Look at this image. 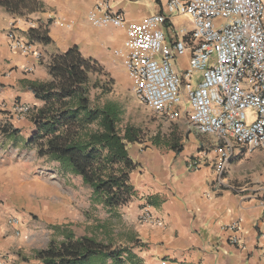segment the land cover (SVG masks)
I'll return each mask as SVG.
<instances>
[{
	"label": "crops",
	"instance_id": "crops-1",
	"mask_svg": "<svg viewBox=\"0 0 264 264\" xmlns=\"http://www.w3.org/2000/svg\"><path fill=\"white\" fill-rule=\"evenodd\" d=\"M39 1L41 5L38 9L21 16L0 7V106L14 102L39 105L28 86L29 82L48 80L47 64L51 57L73 46L78 48L82 57L95 61L110 76L119 75L124 67L116 51L125 47V30L114 26H94L87 19L88 13L99 7L122 13L129 23H140L150 13L163 12L166 2ZM11 24L16 37L41 52L39 57L10 47L8 32ZM170 25L190 27L187 19L178 15L168 18L166 27ZM30 28L44 32L49 41H32L28 33ZM189 55L178 58L180 66L176 67L177 70L187 64ZM0 115L5 116L2 112ZM179 118H182V114ZM6 121H0L10 131L7 134L0 132V177L4 182L22 168L24 171L30 168L26 163L19 166L15 159H10L14 156L20 160V146L34 149L36 155L35 148L24 144L33 131L31 121L16 117ZM13 129H17V132L11 133ZM191 129L188 128L189 146H180V151L166 147L168 149L162 152L145 149L131 154L133 145L142 143L128 146L129 155L137 164L130 174L136 191L134 201L132 199L129 205L131 216L137 218L145 208L159 221L158 224L137 221L138 257L143 264H264V217L259 199L253 193L256 186L264 185V149L237 151L221 177L210 163L191 170L187 167L188 160L215 144L209 135L205 136L212 140L200 141V137L196 136L203 134ZM51 162L59 167L57 162ZM239 166H245V170L239 172ZM246 185L251 188L236 189ZM142 204L144 207L139 209ZM2 209L4 212L1 214L6 218L0 219V233L10 231V234L3 240L7 243H0V264H24L14 261L15 256L8 252L9 245L15 239L17 225L12 226L8 222L11 209L6 205ZM20 212L24 214V211ZM232 221L237 222L236 231L229 228ZM232 235L240 239V245L230 242ZM31 260L41 264L36 259Z\"/></svg>",
	"mask_w": 264,
	"mask_h": 264
},
{
	"label": "built area",
	"instance_id": "built-area-1",
	"mask_svg": "<svg viewBox=\"0 0 264 264\" xmlns=\"http://www.w3.org/2000/svg\"><path fill=\"white\" fill-rule=\"evenodd\" d=\"M173 15L185 17L190 27H166ZM87 19L94 26L125 30V47L116 55L140 104L166 120L185 111L191 128L213 137L211 148L188 160L189 169L210 163L221 177L237 151L264 149V0H166L163 12L150 13L140 23L97 7ZM14 29L11 24L10 47L39 57L41 52L16 37ZM188 53L187 64L177 70L178 58ZM31 107L14 102L11 112L28 118ZM253 193L264 217V185ZM137 220L159 223L145 208ZM19 221L10 215L8 222L16 226ZM237 227L235 221L229 226ZM229 240L241 244L236 235Z\"/></svg>",
	"mask_w": 264,
	"mask_h": 264
},
{
	"label": "trees",
	"instance_id": "trees-1",
	"mask_svg": "<svg viewBox=\"0 0 264 264\" xmlns=\"http://www.w3.org/2000/svg\"><path fill=\"white\" fill-rule=\"evenodd\" d=\"M40 5L39 0H0V7L18 16ZM28 33L32 41H49L37 28ZM47 67L48 80L28 84L40 104L31 107L28 119L33 131L24 144L35 148L38 157L55 161L63 172L79 177L106 209L129 203L136 195L130 174L137 164L128 146L143 143L145 136L140 127L122 123L120 105L100 102L111 90L109 74L82 57L76 46L51 57ZM0 132L10 133L1 122ZM153 143L181 150L159 139ZM32 257L42 264H128L135 254L130 248H113L92 236L66 231L62 240H50Z\"/></svg>",
	"mask_w": 264,
	"mask_h": 264
},
{
	"label": "rangeland",
	"instance_id": "rangeland-1",
	"mask_svg": "<svg viewBox=\"0 0 264 264\" xmlns=\"http://www.w3.org/2000/svg\"><path fill=\"white\" fill-rule=\"evenodd\" d=\"M123 70L119 75L108 76L112 82L111 90L100 102L112 101L120 105L122 123L138 126L143 131L145 136L143 143L133 145L130 153H139L145 149L166 151L168 148L165 146L152 144L158 139L163 144H175L182 148L183 145L189 146L190 125L187 113L183 111L182 118L166 120L144 107L133 96L131 81L125 69ZM11 106L6 104L0 106V112L5 115H0L2 123L16 117L11 112ZM248 117H251V113ZM191 130L195 132L194 129ZM198 136L200 141L212 140L209 136L198 134L196 137ZM19 148L22 149L20 160L14 156L10 159H15L18 165L26 163L30 168L25 171L22 168V171L11 176L7 182L0 177V219L6 218L1 214L4 212L2 207L6 205L11 209L10 214L20 220L17 224L18 234L14 232L15 239L8 247L9 254L15 256L14 261L39 264L31 260L34 259L32 257L34 251L46 247L50 240H62L63 233L71 231L76 236H92L113 248H130L135 257L128 259V264H143L142 259L138 257L140 251L136 239L138 220L131 216L129 207L134 199L108 210L94 200L91 191L76 176L63 172L47 158H38L32 148L21 146ZM244 170L245 166L238 167L239 172ZM142 207L143 204L139 209ZM20 211H24V214ZM9 234L10 231L0 233V243H7L3 240ZM105 264L110 262L107 261Z\"/></svg>",
	"mask_w": 264,
	"mask_h": 264
}]
</instances>
